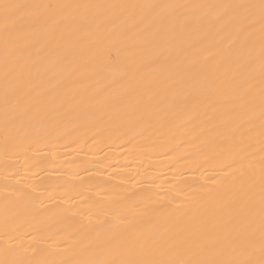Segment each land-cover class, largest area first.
<instances>
[{
	"label": "bare ground",
	"instance_id": "obj_1",
	"mask_svg": "<svg viewBox=\"0 0 264 264\" xmlns=\"http://www.w3.org/2000/svg\"><path fill=\"white\" fill-rule=\"evenodd\" d=\"M5 2L177 7H98L75 35L24 36L29 88L7 102L0 24V260L118 258L99 247L106 222L145 209L154 227L138 242L213 236L223 258H243L253 240L259 260L258 196L246 187L250 177L259 190L264 155V32L220 7L259 0Z\"/></svg>",
	"mask_w": 264,
	"mask_h": 264
},
{
	"label": "snow or ice",
	"instance_id": "obj_2",
	"mask_svg": "<svg viewBox=\"0 0 264 264\" xmlns=\"http://www.w3.org/2000/svg\"><path fill=\"white\" fill-rule=\"evenodd\" d=\"M147 8L164 9L174 8V5H76V4H54V5H25L9 3L0 0V24L3 31V60L5 78V100L8 101L9 93L18 95L29 88V81L25 79V66L19 63L20 59L34 45L23 42L26 35L43 33L49 41H55L65 31L69 30L70 35H75L74 29L78 19L84 11L98 8ZM226 12L229 10L242 12L248 19L244 31L255 28L257 19L264 32V0L258 3L223 5ZM37 9H44L45 13L41 19V14ZM83 10V11H82ZM155 22L163 27L167 18L157 13ZM110 59V57H109ZM15 83L9 86V78ZM264 96V87H262ZM23 114V113H22ZM7 126V124H6ZM264 142V141H262ZM264 151V149H262ZM248 163V157L242 156L236 164L243 168ZM231 166V165H230ZM250 166V165H249ZM260 185L257 191L254 181L249 177L247 180L246 195L252 201L258 196L260 208L259 223V260L254 258L255 242L249 240L245 250L238 253L243 258H223L221 241L213 236H201L192 241H181L175 245L158 246L149 242H138L135 237L140 233L150 232L154 227V215L151 209L143 210L138 218L127 219L123 217L113 218L108 223L113 229L108 240L102 242L99 247L118 248V258H83L71 262L68 261H29L27 264H264V155L261 156ZM179 207V206H178ZM227 246L233 247L231 241H227ZM93 253L95 249H87ZM233 251L236 248L233 247ZM0 264H25L23 261L15 259L0 260Z\"/></svg>",
	"mask_w": 264,
	"mask_h": 264
}]
</instances>
